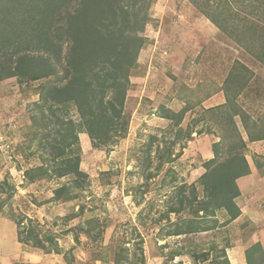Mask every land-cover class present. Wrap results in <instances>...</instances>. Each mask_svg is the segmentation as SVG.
<instances>
[{
	"label": "rangeland",
	"instance_id": "rangeland-1",
	"mask_svg": "<svg viewBox=\"0 0 264 264\" xmlns=\"http://www.w3.org/2000/svg\"><path fill=\"white\" fill-rule=\"evenodd\" d=\"M80 1L0 0V65H4L0 67V181L7 178L15 191L10 200L1 197L5 210H0V264H117L123 247L121 264H212L213 258L223 259V250L229 260L228 248L240 233L252 230L251 223L264 213V142L253 143L243 123L256 137L264 135V0H145L140 5L141 20L147 18L139 31L143 45L124 106L127 133L123 137L111 133V143L95 148L90 136L82 137L67 121H81L74 104L56 109L68 123L59 125L58 131L72 143L63 145V158L79 156L80 168L88 177L78 179V184L74 175L34 182L29 180V170L42 164L52 170L55 165L47 145L52 140L47 134H54V118L48 117L43 98L66 82L63 76L72 41L60 27ZM103 8L106 5H99V11ZM179 26L191 31L189 46ZM48 38L57 46L51 54L43 46ZM49 55L56 62L55 74L35 80L24 72L37 69V63L34 66L27 58ZM44 64L38 68L44 69ZM18 69L23 73L9 77ZM222 87L241 109L242 117H233L234 123L235 103L225 104L224 89L226 102L217 110L208 111L209 103L208 107L202 104ZM160 93L186 102L172 103L175 112L185 110L180 126L172 127L177 120L164 116L170 108L169 96L160 103ZM236 131L247 143L243 151L250 173L237 183L240 195L248 198L249 211L230 225L233 220L224 209L195 215L187 204L180 213L163 219L169 206L177 204L181 184H186L184 194L189 198L193 194L189 185L197 184L199 198L203 197L199 177L206 171L205 162L215 155L213 143L223 137L218 160H224L239 138ZM235 148L231 150L236 152ZM161 155L174 161L160 166ZM151 172L155 176L148 179ZM62 185L69 186L72 199H55L54 190ZM253 210L260 213L249 214ZM21 217L23 226L36 228L41 238L53 235L56 247L47 239L51 252L33 247L32 240L20 243L18 232L23 226L16 220ZM256 222L264 224V216ZM189 226L211 229L173 233ZM202 254H210V261H203ZM259 256V252L253 256L256 262Z\"/></svg>",
	"mask_w": 264,
	"mask_h": 264
},
{
	"label": "trees",
	"instance_id": "trees-1",
	"mask_svg": "<svg viewBox=\"0 0 264 264\" xmlns=\"http://www.w3.org/2000/svg\"><path fill=\"white\" fill-rule=\"evenodd\" d=\"M143 2L145 0H81L79 6L67 14L66 23L60 27L62 34H66L72 41L63 76L66 82L62 87L51 88L49 95L43 98V107L46 106L49 110L48 117L54 118V134H47V138H52L47 145L55 165L53 171L44 164L35 168V171L39 172L38 175L35 174V171L29 170L27 172L29 180L35 182L40 178L52 176L62 178L74 175L77 179L75 183L78 184V179L88 177V174L80 168L79 156L75 160L63 158L65 156L63 145L66 143V146H71L72 143L68 142L66 137H63L62 130L58 131L59 125L70 123L74 126V130L75 126L77 127L76 132L88 133L93 147L98 149H102L112 142L113 136L110 135L111 133L120 137L127 133L129 117L124 112V106L130 75L137 65V56L143 45V37L139 35V31L143 30L147 20L146 15L144 20H141L140 5ZM99 5H106V8L99 11ZM53 26H49L51 30L54 29ZM47 28L45 27V29ZM47 31H49V28ZM41 34L44 33L41 32ZM43 46L50 54L57 48L51 38L46 39ZM50 56L46 58L44 56H40L41 58L35 56L27 58L33 65L37 63L36 66L34 65L37 69H32V71L25 69L24 72L26 71L30 78L35 80L55 74L56 62L50 61ZM23 59L22 56L20 61ZM41 62L45 63L44 69L38 68ZM0 67L4 68V65L2 64ZM20 73H23V70L18 69L16 72H10L9 77H18ZM229 79L227 78L226 81L229 82ZM225 92L227 97L225 104L235 103V112L232 115V122L234 123L233 117L236 115L242 117L241 109L236 104V98H233L228 90H225ZM109 93L111 94L110 97H108ZM71 103L74 104L81 117L79 124L71 119H67L68 123H66L57 114L56 109L66 108ZM218 108V106L211 107L208 111L217 110ZM184 113V109L175 112L170 108H166L164 116L173 121L177 120L171 125L175 127L180 126V120L183 118ZM243 123L251 140L264 139V135L256 137L246 121H243ZM235 129H237L236 126ZM190 133L192 134V131ZM236 135L239 138L233 146H230L229 153L224 160H218L221 156L223 137L213 143L215 155L205 162L206 171L199 177V183L204 192L203 197L199 198L197 184L191 183L189 185L193 193L190 198L184 194L186 184H181L177 204L169 206L167 213L162 216L163 219H170L172 213H180L186 208L187 204L193 208L195 215L199 211L215 214L216 211L222 209L229 214L228 219L231 221L241 215V209L235 201L240 195L237 179L249 174L250 166L243 151L247 148V143L239 131H236ZM75 138L78 141L77 135ZM234 147H236V152L231 150ZM78 149L81 151L80 146H78ZM237 149H240L241 152ZM168 156L170 157V155ZM160 158L162 160L160 166H163L166 162L174 161L173 159L168 160L169 158H165V155H161ZM154 176L155 174L151 172L147 175V178L151 179ZM14 192V188L7 178L0 181V210H5V201L1 199L2 195H6L7 200H10ZM54 197L56 200L62 199L64 201L72 199L69 186L62 185L56 188ZM16 223L21 226L25 225L24 218H17ZM208 229L211 228H202V226L178 227L173 233L179 235ZM18 239L23 244H27L29 240H32L34 242L33 247L44 250H50L45 245L44 239L51 241L55 247L57 243L53 235L48 236L47 234L45 238H41L33 226H23V229L18 232ZM125 249L126 247H123L118 251L119 256L115 260L117 264H121V256L125 254L120 253ZM57 250L60 253V250ZM47 252H51V250ZM257 252L260 254L259 260H262L261 263L259 260L256 262V258H253ZM201 257L203 261H210V254H202ZM246 257V264H264V248L260 243H256L247 249ZM210 262L212 264H231L227 259L225 250H223L222 260L218 261L217 258H213Z\"/></svg>",
	"mask_w": 264,
	"mask_h": 264
},
{
	"label": "crops",
	"instance_id": "crops-1",
	"mask_svg": "<svg viewBox=\"0 0 264 264\" xmlns=\"http://www.w3.org/2000/svg\"><path fill=\"white\" fill-rule=\"evenodd\" d=\"M184 23V22H183ZM182 28L184 27H180L178 28L179 31H182V35H185L184 38L186 39V43H188V46L191 42V31L190 30H185ZM209 33L211 34V31H209ZM209 39V38H208ZM180 50L182 51V53L184 54L183 51H185V49L183 48H180ZM180 60L179 61H184V56L183 55H178ZM145 56L143 54H141L140 56V59H144ZM168 59V58H167ZM172 70V69H171ZM171 81L173 79H170ZM224 90H223V87H222V90L221 91H215V92H211L207 98H205V100L202 102V104L205 106V107H208L206 105V102L209 103V107H215V106H219V105H223L225 102H226V99L224 98V94H223ZM171 94V93H170ZM212 94V95H211ZM169 96V94L167 93H160L158 95V101L160 103H164L165 100H163L164 96ZM184 95V94H183ZM215 98H218L217 100H215ZM166 102L168 103L167 106L170 107V109L173 107L172 103L173 102H176L177 104L178 103H181L183 105V103H186L184 101V99H180L179 97L178 98H175V97H172L171 95L167 98ZM182 107V106H181ZM173 109V108H172ZM161 118H164V116H161ZM167 119V118H166ZM83 135L85 137H88V133L86 132H82L81 133V136L83 137ZM262 141L264 142V139H260L259 142ZM250 142V141H249ZM248 142V146L250 145ZM258 141H253V143H256ZM91 146V142L88 141L87 142V145ZM211 153V152H209ZM259 153V152H258ZM239 199V202L238 204H240V206H242V213L238 218H236L235 220H233L230 225L234 224V223H237L239 220L242 219V217L245 215L246 211L248 212L249 211V205H248V198L245 196V195H240L237 200ZM254 213H260V212H257V211H252V212H249V214L253 215ZM260 216H264V213H260L259 216L257 218H255L254 222L251 223V229L252 230H247V232L245 233H240V235L237 237V239H235L234 243L235 244H232V247H229L228 248V255H229V261H231L232 264H246L247 263V257H246V251L248 248H250V246H253L254 244L256 243H262V245L264 246V224H259V222H256L258 221L259 217ZM247 227V226H246ZM243 229H241L242 231H244V227H242ZM263 235V236H262ZM234 256V257H233ZM235 260V262H234Z\"/></svg>",
	"mask_w": 264,
	"mask_h": 264
}]
</instances>
